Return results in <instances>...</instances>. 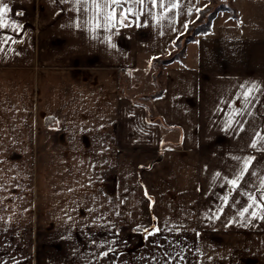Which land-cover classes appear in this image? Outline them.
<instances>
[{
  "label": "crops",
  "instance_id": "0c3cea01",
  "mask_svg": "<svg viewBox=\"0 0 264 264\" xmlns=\"http://www.w3.org/2000/svg\"><path fill=\"white\" fill-rule=\"evenodd\" d=\"M229 2L146 99L203 0H5L0 264H264V0Z\"/></svg>",
  "mask_w": 264,
  "mask_h": 264
},
{
  "label": "trees",
  "instance_id": "16d2710c",
  "mask_svg": "<svg viewBox=\"0 0 264 264\" xmlns=\"http://www.w3.org/2000/svg\"><path fill=\"white\" fill-rule=\"evenodd\" d=\"M229 12L232 17H236L235 11L228 6H217L213 10H209L206 7L199 9L196 13V18L191 22L186 24L182 34L178 35L172 42L173 51L164 58H154L152 64H160L161 66L169 65L174 61L179 60L185 51V45L195 39L199 35H204L208 33L211 29V24L215 16L219 12ZM160 75V71L153 75V80ZM161 92H157L151 96V98L160 97Z\"/></svg>",
  "mask_w": 264,
  "mask_h": 264
},
{
  "label": "rangeland",
  "instance_id": "374dc122",
  "mask_svg": "<svg viewBox=\"0 0 264 264\" xmlns=\"http://www.w3.org/2000/svg\"><path fill=\"white\" fill-rule=\"evenodd\" d=\"M230 0H203V6H202V8L203 7H206L207 9H209V10H213V9H215L217 6H223V5H225V6H228L229 7V2ZM173 49L174 48H172L170 51H173ZM169 55V54H168ZM167 55V56H168ZM148 68V67H147ZM152 68V69H151ZM150 68V74H152V76L154 75V74H157L158 73V71H160V73H161V71H162V68H163V66H161L159 63L158 64H152V67ZM148 71V70H147ZM161 75V74H160ZM160 75H158V77L156 78V80L154 81L153 80V85L152 84H150L152 87H150L149 89H146L144 92H145V95H147L145 98L146 99H148V98H150L151 99V96L153 95L152 93H148L150 90H151V92L153 91V93L155 92V93H157V92H160V90H161V88H159V79H160ZM154 93V94H155ZM152 94V95H151ZM151 95V96H150ZM143 102V101H142ZM141 103V102H140ZM149 121V120H148ZM150 121H152L151 119H150ZM75 195H77V196H79V194H75ZM172 196H174L175 197V195L174 194H171ZM39 201H40V206H47V202H48V200H47V198H46V194L44 193V194H40V199H39ZM118 201H119V203H121L122 204V200H119L118 199ZM99 203L102 205V206H104V208H110L111 209V213H114V194H102V196L101 197H99ZM105 212V211H104ZM110 216V215H109ZM112 216V215H111ZM42 217H48V215H42Z\"/></svg>",
  "mask_w": 264,
  "mask_h": 264
},
{
  "label": "snow or ice",
  "instance_id": "6c2138e0",
  "mask_svg": "<svg viewBox=\"0 0 264 264\" xmlns=\"http://www.w3.org/2000/svg\"><path fill=\"white\" fill-rule=\"evenodd\" d=\"M8 11H9L8 5H7V3H5V0H0V18L6 16ZM18 14L22 15V13H18ZM0 27H4V24L0 23ZM262 139H264V138H262ZM253 146H255V145H253ZM249 163H250V161H245L244 168H243V170L241 172V175L238 176L235 180H230L229 181L230 184H232L233 186H235L237 184V182L243 177L244 172H247ZM226 199L227 198H225V200ZM250 199L254 200L255 198L254 197H250ZM249 207H252V205H249ZM244 211L247 212L248 209L246 208ZM252 215L255 216L256 213L253 212Z\"/></svg>",
  "mask_w": 264,
  "mask_h": 264
}]
</instances>
